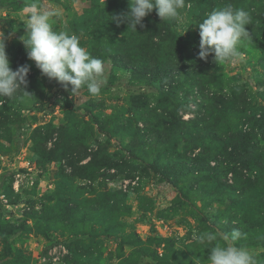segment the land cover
<instances>
[{"label": "rangeland", "instance_id": "rangeland-1", "mask_svg": "<svg viewBox=\"0 0 264 264\" xmlns=\"http://www.w3.org/2000/svg\"><path fill=\"white\" fill-rule=\"evenodd\" d=\"M33 3L41 10L58 12L59 15L51 18L54 29L70 33V18L81 14L90 0H0V35H5L6 45L12 47L7 52L9 61L36 67L22 41L27 36L26 21ZM186 5L176 21V33L188 43L194 38L196 26L187 14L190 3ZM255 38L250 36L242 41L241 59L216 63L214 54L208 58L209 70L220 75L221 82L213 89L221 95L220 99L227 100L239 91L246 98L248 109L227 131L230 140L243 137L249 121L264 107V51ZM177 50L184 58L193 54L189 48ZM35 79L28 81L26 88L32 97H25L23 91L12 96L0 120V185L10 182L11 190L0 187V223H17L35 211H42L46 203L43 197L54 189L60 164L76 184L90 182L96 190L125 193L123 200L116 196L118 206H112V222H120L122 231L101 236L99 230L103 225L97 224L94 218L75 227L41 225L37 230L28 217L25 219L27 230L0 236V264H64L71 256L65 243L76 237L74 232H82L85 242L93 239L89 244H97L96 254L100 255L91 264H208L211 245L198 243L194 234L230 233L233 228L247 233V238L238 243L255 253L258 264H264V239L261 238L264 237V169L260 170L258 183L244 191L235 188L241 182L253 181L257 174L253 172L254 176L249 178V172L240 162L231 163L229 170L218 171L225 187L212 184L211 175L217 171L209 175L207 167L193 173L190 170L197 165L199 156L207 157L209 166L224 159L227 163L220 150L223 141L209 140L196 126L201 118L209 116L206 108L212 107L218 113L222 103L207 105L196 86L185 93L179 90L175 95L176 116L182 121L178 139L169 147L159 149V145L143 138L130 151L126 148L129 137L122 136L118 127L115 134L108 128L117 119L129 128L145 129L149 123L148 110H152L159 93L153 82L130 69L115 67L109 59L104 61L99 96L90 95L87 87L73 94L71 85L65 89L56 80L43 76L40 70ZM2 102L0 98V105ZM103 121L106 129L98 123ZM47 124L51 126L46 128ZM62 125L68 130L74 127L82 134L77 141L82 149L86 148L84 160L74 163L69 155L59 161L53 159L60 154ZM71 136L74 135H66L68 140ZM253 139L250 155L258 164L261 159L264 161V138L258 135ZM42 152L47 153L46 159ZM107 155L119 159L120 166L101 164ZM88 161L101 166H96L93 171L96 177L92 175L91 181L78 172ZM167 162L184 167L173 175L164 167ZM135 177L137 180L132 183ZM123 239L127 240L123 242ZM214 243L224 241L218 239Z\"/></svg>", "mask_w": 264, "mask_h": 264}, {"label": "trees", "instance_id": "trees-1", "mask_svg": "<svg viewBox=\"0 0 264 264\" xmlns=\"http://www.w3.org/2000/svg\"><path fill=\"white\" fill-rule=\"evenodd\" d=\"M187 2L190 3L187 14L189 13L191 22L196 26L193 33L194 38L188 43L183 42L184 38L176 33L177 20H161L155 8L143 18V26L137 25L136 30L128 27L126 21L117 23L116 20H112V16L119 17L129 10L130 0H90V5L85 7L81 14L73 15L70 18L68 22L70 34L77 35L81 46L93 57L100 58L103 62L109 59L115 67L130 69L132 73L138 74L141 78H145L146 81H151L157 86L159 93L152 110H148L147 121L149 123L144 130L137 127L129 128L123 122H118L117 119L112 121L113 126L111 128L107 127L113 134L116 133L118 127L122 136L129 137L126 148L130 151L135 149L143 138L144 141L159 145V149L162 146L163 148L169 147L173 141L178 139L182 121L176 116L177 99L175 95L178 94L179 90L185 93L196 86L199 88L201 99L207 102V105L208 103H222L218 113L214 112L212 107L206 108L209 116L201 118L196 126L203 131V135L209 140L219 141V143L223 141L224 144L220 150L225 155L227 163L224 159L213 166H209L208 158L199 156L196 158L197 165L190 170L193 173L207 167L209 175L211 171H217L216 174L211 175L212 184L216 187H225L218 178V171L229 170L231 163L240 162L249 172V178L254 176L252 175L253 172L257 174L253 181L249 179L241 182L235 188L236 191H244V188L258 183V177L262 175L260 170L264 169L263 159L257 164L256 158L250 155V149L254 143L253 138L258 135L264 138V107H261L257 117L254 116L249 121L247 125L249 128L243 137L236 138L233 136V140L228 138L226 134L232 128V122H235L248 109L245 104L246 98L243 92L239 91L237 94L235 92L229 95L227 100H223L220 99L221 95H217V92L213 90L216 89V85L221 82V79L220 75L209 70L210 61L208 58L210 55L205 60L201 59L198 54L200 51L199 46H196L197 43H200L198 23L202 22L207 14L214 9L231 3L236 8H242L250 13L251 23L245 27L250 36L256 37V44L264 51V2L259 0H251L250 2L248 0H186V4H189ZM180 47L189 48L193 54H189L187 58L180 56L177 53V48ZM10 50L12 47L6 45V52ZM185 60L188 62L184 63ZM21 63L18 61L15 64L13 60L10 62V67L15 70L17 67L25 65L24 62ZM38 70L31 64L27 80L33 81ZM9 100L10 98H3V104L0 105V120L4 116L3 110ZM144 105L147 107L148 103L146 102ZM158 109L161 112H157ZM151 111L154 113L153 115ZM98 123L102 129H106L105 121ZM50 126L47 124L45 127L49 128ZM60 129V132L63 131L60 133V154L58 158L53 159L59 161L61 157L69 155L74 163L84 160L87 157L86 148L82 149L78 144L79 141H77L78 138L82 137V134H79L74 127L68 130L66 125H62ZM69 133L74 135L71 136V140L66 137ZM42 155L45 159L48 157L47 153L42 152ZM101 164L108 167H118L120 160L112 159L107 155ZM96 166L101 167L99 164L93 165L91 161L84 163L78 169L79 176L91 181L92 175L93 178L96 177L93 172L96 170ZM164 167L175 175L184 165L177 164V162H167ZM145 168L143 167V169ZM55 176L54 189L43 197L46 203L43 205L42 211H35L26 217L33 220L32 226L35 229L38 230L41 225L75 227L94 218L97 224L103 225L102 229L99 230L101 236L107 237L112 233L122 231L120 222H112V206L116 203L117 198L123 200L126 196L125 193L96 190L90 182L76 184L69 175L64 173L60 164ZM0 187H4L6 191H11L10 182L6 185L4 183V186L1 184ZM86 194L92 196L88 197ZM235 202L239 203L237 200ZM88 213L90 214L88 215ZM26 218L17 223H0V236L7 237L27 230ZM74 235L75 238L66 240L65 244L71 256L64 264H91L97 260L100 255L96 254L97 244L95 242L89 244V241H93V239L85 242L82 232H74ZM125 240L127 239H123V242Z\"/></svg>", "mask_w": 264, "mask_h": 264}, {"label": "clouds", "instance_id": "clouds-1", "mask_svg": "<svg viewBox=\"0 0 264 264\" xmlns=\"http://www.w3.org/2000/svg\"><path fill=\"white\" fill-rule=\"evenodd\" d=\"M186 6V0H130L129 10L119 17L112 16V20L117 23L126 21L128 27L136 30L137 25L143 26V18L154 8L161 20H177ZM55 15L59 13L41 10L35 3L31 5L26 21L27 36L22 39L28 58L35 62L43 76L56 80L65 89L71 85V93L87 87L90 95L99 96L103 85V60L93 57L81 46L77 35L56 31L51 23ZM250 23V13L231 3L208 13L198 23L200 58L206 60L210 54H214L216 63L241 59L239 49L242 41L250 37L245 27ZM5 40V35H0V98H11L23 91V95L30 99L32 93L26 90L30 65H21L13 70ZM193 238L198 243L211 245L208 264H258L255 253L238 243L247 238V233L239 228L222 234L205 231L194 234ZM218 239L224 243L213 244Z\"/></svg>", "mask_w": 264, "mask_h": 264}, {"label": "built area", "instance_id": "built-area-1", "mask_svg": "<svg viewBox=\"0 0 264 264\" xmlns=\"http://www.w3.org/2000/svg\"><path fill=\"white\" fill-rule=\"evenodd\" d=\"M136 180H137V177L131 179L132 183L136 182Z\"/></svg>", "mask_w": 264, "mask_h": 264}]
</instances>
